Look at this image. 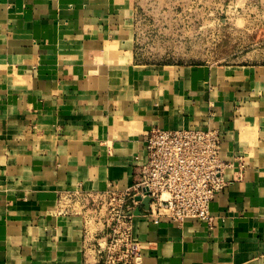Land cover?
<instances>
[{
    "label": "crops",
    "instance_id": "1",
    "mask_svg": "<svg viewBox=\"0 0 264 264\" xmlns=\"http://www.w3.org/2000/svg\"><path fill=\"white\" fill-rule=\"evenodd\" d=\"M133 5L0 0V264H100L58 198L130 186L152 127L217 129L231 166L211 226L138 204L134 264H264V64L140 63Z\"/></svg>",
    "mask_w": 264,
    "mask_h": 264
},
{
    "label": "built area",
    "instance_id": "2",
    "mask_svg": "<svg viewBox=\"0 0 264 264\" xmlns=\"http://www.w3.org/2000/svg\"><path fill=\"white\" fill-rule=\"evenodd\" d=\"M145 148L146 161L135 167V179L127 188L110 183L104 191L78 189L58 198V214H82L86 223L102 224V231L96 230L88 242L100 264H134L139 256L141 246L132 225L140 203L137 196L149 198L144 216L213 223L209 205L226 186L224 173L231 166L220 158L219 130L152 127ZM243 170L239 163L238 174Z\"/></svg>",
    "mask_w": 264,
    "mask_h": 264
},
{
    "label": "rangeland",
    "instance_id": "3",
    "mask_svg": "<svg viewBox=\"0 0 264 264\" xmlns=\"http://www.w3.org/2000/svg\"><path fill=\"white\" fill-rule=\"evenodd\" d=\"M140 63L264 64V0H133Z\"/></svg>",
    "mask_w": 264,
    "mask_h": 264
},
{
    "label": "water",
    "instance_id": "4",
    "mask_svg": "<svg viewBox=\"0 0 264 264\" xmlns=\"http://www.w3.org/2000/svg\"><path fill=\"white\" fill-rule=\"evenodd\" d=\"M135 199L140 201L145 206V208L147 207V205L149 203V198H143L142 199L139 196H137ZM137 212H138V210H137Z\"/></svg>",
    "mask_w": 264,
    "mask_h": 264
}]
</instances>
